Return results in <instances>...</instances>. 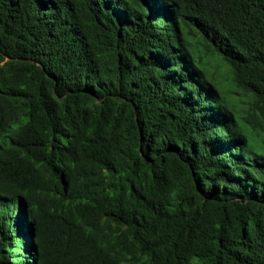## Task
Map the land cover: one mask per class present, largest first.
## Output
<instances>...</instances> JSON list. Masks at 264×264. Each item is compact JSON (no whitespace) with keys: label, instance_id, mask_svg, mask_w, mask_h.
<instances>
[{"label":"trees","instance_id":"trees-1","mask_svg":"<svg viewBox=\"0 0 264 264\" xmlns=\"http://www.w3.org/2000/svg\"><path fill=\"white\" fill-rule=\"evenodd\" d=\"M0 264H264V0H0Z\"/></svg>","mask_w":264,"mask_h":264},{"label":"rangeland","instance_id":"rangeland-1","mask_svg":"<svg viewBox=\"0 0 264 264\" xmlns=\"http://www.w3.org/2000/svg\"><path fill=\"white\" fill-rule=\"evenodd\" d=\"M223 68V67H222Z\"/></svg>","mask_w":264,"mask_h":264}]
</instances>
